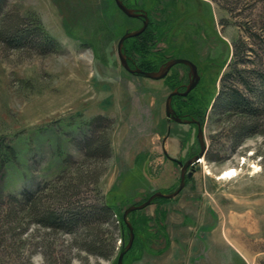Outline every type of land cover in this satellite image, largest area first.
I'll return each instance as SVG.
<instances>
[{
  "label": "rangeland",
  "instance_id": "obj_1",
  "mask_svg": "<svg viewBox=\"0 0 264 264\" xmlns=\"http://www.w3.org/2000/svg\"><path fill=\"white\" fill-rule=\"evenodd\" d=\"M124 1L149 16L146 31L125 41L126 53L153 70L170 58L191 59L200 81L187 96L176 95L173 107L186 112L198 101L207 107L200 119L204 160L175 197H157L129 215L137 236L124 264H264V131L236 144L234 118L213 107L234 42L244 38L256 47L244 29L264 32V0ZM9 3L38 19L58 47L41 54L0 43V137L17 152L15 159L0 157V199L81 177L80 197L104 200L116 215L103 225L105 256L88 250L93 235L84 226L66 232L24 219L14 238L0 224V264H117L130 237L124 210L155 191H174L178 160L200 150L197 125L166 114L168 94L189 81L188 67L178 63L160 79L127 71L117 44L143 18L127 16L115 0ZM250 56L258 58L256 51ZM99 114L113 121L106 161L87 158L81 145L87 122ZM232 168L233 177L219 176Z\"/></svg>",
  "mask_w": 264,
  "mask_h": 264
},
{
  "label": "trees",
  "instance_id": "obj_2",
  "mask_svg": "<svg viewBox=\"0 0 264 264\" xmlns=\"http://www.w3.org/2000/svg\"><path fill=\"white\" fill-rule=\"evenodd\" d=\"M244 30L254 39L256 47L244 38L234 42L231 69L222 75L221 88L213 104L214 109L219 113L228 112L229 117L234 118L231 139L236 144L252 134L264 131L261 128L264 117V55L260 54V52L264 53V32L254 33L249 27ZM0 43L10 49L33 48L41 54L54 51L58 47L57 40L44 30L38 19H27L10 5L9 0H0ZM138 48L143 52L144 49L146 50L142 46ZM125 51L127 52V46ZM252 51H256L258 58L254 60L251 58ZM129 58L132 66L137 64L144 69L153 70L149 67L150 64L148 66L142 61L137 62L133 56ZM160 63L156 64V69L159 68ZM250 63H253L252 66L249 65ZM206 108L205 103L201 104L198 101L186 112H180L177 108L176 111L183 117L202 119ZM87 125L90 131L84 141H81L82 149L87 158L106 161L111 157L109 130L113 121L108 116L99 114L91 118ZM6 156L15 159L17 152L10 142L0 137V157ZM2 165L4 166L3 160H1ZM83 181L80 177L74 182L66 180L54 186L46 183L37 190L24 189L19 194L10 193L4 196L0 199V224L7 226L3 233L11 232L14 237L17 233L15 231L24 219H27V223L33 222L45 228L66 232H74L84 226L90 230V235H93L88 250L105 256L106 241L103 225L115 220L116 214L114 208L104 200L84 201L80 197ZM129 215L136 238V226ZM124 248L125 246L121 251Z\"/></svg>",
  "mask_w": 264,
  "mask_h": 264
},
{
  "label": "water",
  "instance_id": "obj_3",
  "mask_svg": "<svg viewBox=\"0 0 264 264\" xmlns=\"http://www.w3.org/2000/svg\"><path fill=\"white\" fill-rule=\"evenodd\" d=\"M117 6L127 15L132 17H142L143 23L142 25L134 30H127L123 33L120 37L118 44H117V51L121 61V64L124 68L133 74H141L149 78L153 79H160L165 77L172 66L182 63L188 67V76L189 81L185 84L184 89H180L179 87L174 88L166 98V114L169 118L176 120L178 122H185V123H196L197 124V138L200 144V150L192 157L187 159L186 161L178 160L179 165L181 166V180L179 186L172 192L164 193L162 191H155L153 192L146 200L138 204H131L129 205L123 212V220L129 229V240L125 245V248L120 252L118 256L117 264H124V256L125 253L132 247V244L135 239V232L131 221L128 218V215L137 209H142L152 203V201L157 197H165V198H172L175 197L185 186L187 177L192 176L194 171V166L197 162H200L201 159L205 156V152L207 150V145L205 142V134H204V125L199 119L196 118H183L180 116L176 109L173 107V98L175 95H182L187 96L199 83L200 81V73L198 71L197 64L188 58H170L165 61L163 64L159 66L158 69L155 70H147L138 65L132 66L129 62V56L125 51V41L128 38L135 37L142 33L149 24V16L146 10L141 9L138 10L137 8L128 6L124 0H115ZM191 167V170L189 168Z\"/></svg>",
  "mask_w": 264,
  "mask_h": 264
},
{
  "label": "bare ground",
  "instance_id": "obj_4",
  "mask_svg": "<svg viewBox=\"0 0 264 264\" xmlns=\"http://www.w3.org/2000/svg\"><path fill=\"white\" fill-rule=\"evenodd\" d=\"M201 160L203 161L204 157ZM254 170L255 171L258 170L256 165H254ZM236 174H237V169L236 168H232V169H226V170L222 171L219 176L223 177V178H231V177H233ZM225 237H226V235H225ZM227 239H228L227 241L230 242V238L227 237Z\"/></svg>",
  "mask_w": 264,
  "mask_h": 264
},
{
  "label": "flooded vegetation",
  "instance_id": "obj_5",
  "mask_svg": "<svg viewBox=\"0 0 264 264\" xmlns=\"http://www.w3.org/2000/svg\"><path fill=\"white\" fill-rule=\"evenodd\" d=\"M200 120V119H199ZM196 124V123H195ZM197 125V124H196Z\"/></svg>",
  "mask_w": 264,
  "mask_h": 264
}]
</instances>
